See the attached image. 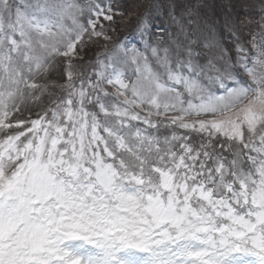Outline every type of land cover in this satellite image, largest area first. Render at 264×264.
<instances>
[{
    "label": "snow or ice",
    "instance_id": "obj_1",
    "mask_svg": "<svg viewBox=\"0 0 264 264\" xmlns=\"http://www.w3.org/2000/svg\"><path fill=\"white\" fill-rule=\"evenodd\" d=\"M117 14L0 0V264H264V25L214 74L162 39L86 74Z\"/></svg>",
    "mask_w": 264,
    "mask_h": 264
},
{
    "label": "rangeland",
    "instance_id": "obj_2",
    "mask_svg": "<svg viewBox=\"0 0 264 264\" xmlns=\"http://www.w3.org/2000/svg\"><path fill=\"white\" fill-rule=\"evenodd\" d=\"M80 2L85 3L86 0ZM112 3L114 10L123 15L117 14L114 23L108 25L110 41L101 40L81 52L83 60L76 63L86 74L91 72L97 56L103 58L117 44L125 43L144 51L145 41L155 44L161 39L164 41L161 47H174L176 43L187 45L190 40L195 41L192 45L195 62L208 74H214L208 68L209 60L222 71L226 67H237L236 37H240L251 55L250 38L253 34H260L264 25V0H112ZM145 17L149 28L142 37L138 26ZM154 18H158V25L152 22ZM148 55L155 68V58L150 52ZM62 74L61 64L48 79L62 84L59 79ZM62 79L65 80L64 75ZM171 131L161 128L160 135H170ZM176 131L187 134L184 130ZM191 136L194 143L198 142L197 134L192 133Z\"/></svg>",
    "mask_w": 264,
    "mask_h": 264
},
{
    "label": "trees",
    "instance_id": "obj_3",
    "mask_svg": "<svg viewBox=\"0 0 264 264\" xmlns=\"http://www.w3.org/2000/svg\"><path fill=\"white\" fill-rule=\"evenodd\" d=\"M140 8L144 9L145 7H140ZM152 17H153V15H152ZM157 20H158V18H154V19H152V22L153 23H156L155 25H158V21ZM92 52H94V51H92ZM62 78H63V74L59 77V79H61V82L63 83L64 82V79H62ZM34 111H38V110L37 109H34Z\"/></svg>",
    "mask_w": 264,
    "mask_h": 264
}]
</instances>
